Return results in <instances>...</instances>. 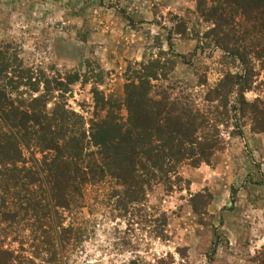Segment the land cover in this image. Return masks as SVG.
Returning <instances> with one entry per match:
<instances>
[{
  "label": "rangeland",
  "instance_id": "374dc122",
  "mask_svg": "<svg viewBox=\"0 0 264 264\" xmlns=\"http://www.w3.org/2000/svg\"><path fill=\"white\" fill-rule=\"evenodd\" d=\"M199 1L0 0V93L13 105L37 98L46 113L57 104L73 113L69 127L85 140L80 166L99 162L90 125L109 108L96 107L95 93L115 102L113 114L125 122V85L152 62L164 67L147 79L149 96L188 104L206 120L201 131L220 139L209 162L182 163L170 182L150 181L139 203L121 204L113 177L86 175L69 209L48 213L49 225L72 229L53 264H264V130L252 112L264 106V14ZM217 5L233 8L227 26L205 15ZM245 70L241 94L234 86L218 96L225 75ZM39 125L13 131L22 171L6 196L11 211L18 209L9 201L27 192L32 202L48 198L45 162L55 152L43 148ZM34 210L1 222L0 244L50 264L33 246L44 221V211Z\"/></svg>",
  "mask_w": 264,
  "mask_h": 264
},
{
  "label": "trees",
  "instance_id": "16d2710c",
  "mask_svg": "<svg viewBox=\"0 0 264 264\" xmlns=\"http://www.w3.org/2000/svg\"><path fill=\"white\" fill-rule=\"evenodd\" d=\"M200 1L199 5L205 3L204 0ZM223 3L227 4L226 6L234 5L244 15L257 9H261V13L264 14V0H223ZM232 9L229 8L227 11L217 5L211 7V11L205 15L214 19L216 25L227 26L228 22L232 21L231 15L229 16ZM262 18L263 22L259 26L264 30V16ZM252 28L256 29L255 25ZM247 33V30L243 31L238 39L243 40ZM231 54L239 57L243 64L246 62L243 55L237 56V53L233 52ZM161 66L156 62L144 66L143 72L136 76L137 82L125 85L124 101L127 110L125 122L119 119L118 114H113L114 110L118 109L115 102L105 101L95 93L96 107L104 109L108 106L109 112L106 117L90 125V143L96 147V154L99 156L98 164L93 166L82 167L78 164L85 148L83 144L85 140L83 132H74V125L69 127L74 123L71 119L75 116L73 113L69 115L58 104L50 113H46V100L39 102L37 98L27 104L20 101L19 104L13 105V101L0 93V199L3 208H0V224L14 221L19 215L18 211L27 215L30 209L35 211L34 209L39 206L41 211H44L41 214L44 221L39 220L35 225L38 231L34 236L36 242L33 246L37 251L48 253L47 262L50 264L61 256L72 229L62 227L59 222L49 225L48 213L51 209H69L73 202V194L80 191L87 182L86 175L90 176L91 181L106 175L113 177L122 187L119 194L121 204L139 203L145 194L144 186L150 181L170 182L172 178H176L180 164L188 163L196 167L201 162H209V156L219 148L220 139L217 134L209 135L201 131L206 120L199 112L192 110L186 103L168 101L165 98L155 100L149 96L147 79L156 78ZM246 66L245 64V68ZM247 73L249 72L245 70V73L238 76L225 75L219 81L218 89L221 92L218 96L230 92L234 86H237L241 94V91L247 88ZM68 82H71V77H68ZM241 98L240 103L246 104L242 96ZM39 106L42 108L39 109ZM41 112L43 116L40 123L38 114ZM252 112L254 116L261 117L257 123L264 130V106L261 109L253 106ZM32 125L40 126L43 148L55 152L50 160L45 162L46 174L43 178L47 185L48 198L35 199L32 202L28 197L31 193L27 192L9 201V205L17 206L18 209L11 211L7 202L9 197L6 196L22 171L15 165L21 151L13 131L14 128L27 130L32 128ZM66 132H69V135ZM26 184H29V181ZM0 264L34 263L31 259L0 244Z\"/></svg>",
  "mask_w": 264,
  "mask_h": 264
}]
</instances>
